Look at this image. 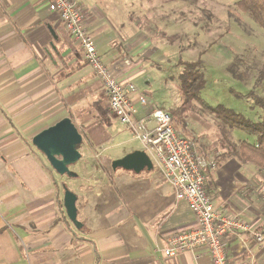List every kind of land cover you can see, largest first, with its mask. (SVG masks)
<instances>
[{
    "label": "crops",
    "instance_id": "obj_1",
    "mask_svg": "<svg viewBox=\"0 0 264 264\" xmlns=\"http://www.w3.org/2000/svg\"><path fill=\"white\" fill-rule=\"evenodd\" d=\"M77 1L104 62L118 80L135 81L145 72L148 56L141 52L150 46L148 27L126 37L124 23L101 10L110 7L109 0ZM47 4L0 0V264H211L203 247L164 256L168 237L197 222L154 165L138 173L113 170L82 155L71 185L80 227L66 216L61 175L32 145V137L63 117L75 122L87 115L85 103L92 95L100 99L101 112L116 118L100 79ZM141 95L145 105L137 101ZM134 96L138 117L163 107L147 102L151 91L137 88ZM120 126L108 133L111 140L130 135L138 144L109 159L142 149ZM185 129L177 130L189 135ZM195 140L197 151L215 161L204 182L214 207L264 232V171L240 161L214 130ZM225 241L229 261L264 264V242L256 243L247 232L228 233Z\"/></svg>",
    "mask_w": 264,
    "mask_h": 264
},
{
    "label": "rangeland",
    "instance_id": "obj_2",
    "mask_svg": "<svg viewBox=\"0 0 264 264\" xmlns=\"http://www.w3.org/2000/svg\"><path fill=\"white\" fill-rule=\"evenodd\" d=\"M109 1V8H100L114 22L124 23L122 29L126 37L131 38L137 29L148 27L146 41H150V46L141 52L148 56L142 62L141 69L145 72L136 76L134 81L136 89L151 91L147 102L163 106L167 112L177 106L180 99L176 85L181 71L177 59L195 60L202 51L205 80L199 95L202 103L220 104L251 120L260 118V108L250 98L238 97L237 94L245 95L253 89L264 97V81L255 84L264 53V29L237 7V0ZM231 63L247 78H235L227 70ZM99 102L100 99L92 95L85 103L87 115L77 116L76 123L72 122L82 136L77 147L80 156L90 155L94 166H102L103 163L111 168L113 159L109 158L138 143L130 140V135L125 138L116 135L111 140L108 133L121 126L109 114L101 112ZM85 104L78 105V110ZM90 111H95V114H90ZM186 119L185 130L195 139L200 134L212 136L213 130L219 133L216 122L201 103H194ZM180 126L177 120L178 130L182 129ZM222 134L231 144L239 139L254 141L255 138L238 128L229 132L223 130ZM69 168L79 171L76 163ZM60 179L62 194L64 188L71 190L74 177L62 175Z\"/></svg>",
    "mask_w": 264,
    "mask_h": 264
},
{
    "label": "built area",
    "instance_id": "obj_3",
    "mask_svg": "<svg viewBox=\"0 0 264 264\" xmlns=\"http://www.w3.org/2000/svg\"><path fill=\"white\" fill-rule=\"evenodd\" d=\"M47 8L58 15L64 29L77 41L85 61L104 87L109 109L117 122L128 128L132 137L142 144L175 197L185 201L195 216L196 227L168 237L164 256L171 258L203 247L211 264H243L228 260L226 235L247 232L253 241L263 243L264 232L252 229L241 217L225 215L214 207L204 188L206 171L215 167L213 158L199 153L195 138L180 133L170 114L162 108H155L144 117L137 116L134 78L118 80L112 67L104 62L77 0H48ZM137 101L146 104L143 95L138 96Z\"/></svg>",
    "mask_w": 264,
    "mask_h": 264
},
{
    "label": "trees",
    "instance_id": "obj_4",
    "mask_svg": "<svg viewBox=\"0 0 264 264\" xmlns=\"http://www.w3.org/2000/svg\"><path fill=\"white\" fill-rule=\"evenodd\" d=\"M192 1L194 2V0H189V2ZM236 4L242 12L250 16L256 24L264 29V0H237ZM199 53L195 60H186L181 57L177 59V64L181 66V71L178 74V83L176 85L180 102L168 112L172 118L174 127L177 128L178 120L181 124L180 127L185 129L189 111L195 102L201 103L203 109L217 123L219 138L221 141H225L224 145L230 147V151L235 152L240 161L252 163L264 171V97L257 94L253 89L245 95L237 94L238 97L250 98L260 108L261 116L258 120H251L243 114L220 104L211 106L207 103H202L199 95L200 91L204 88L205 80L202 71L204 67L201 59L202 51ZM227 70L235 78H247L246 74L239 71L232 63L227 66ZM262 81H264V53L262 63L257 71L255 84ZM235 128L241 129L247 134L254 135V141L242 139L238 141V145L231 144L227 140L228 138L226 139L222 134V131L226 130L229 132Z\"/></svg>",
    "mask_w": 264,
    "mask_h": 264
},
{
    "label": "water",
    "instance_id": "obj_5",
    "mask_svg": "<svg viewBox=\"0 0 264 264\" xmlns=\"http://www.w3.org/2000/svg\"><path fill=\"white\" fill-rule=\"evenodd\" d=\"M81 140L82 136L77 127L66 116L37 132L32 137L31 143L45 156L50 167L57 174L77 177V173L69 167L81 157L77 148ZM111 168L113 170L121 168L138 173L144 169H152L153 163L143 149H135L113 159ZM76 199L77 196L73 191L64 188L62 201L66 216L76 227H80L81 223L77 219Z\"/></svg>",
    "mask_w": 264,
    "mask_h": 264
}]
</instances>
